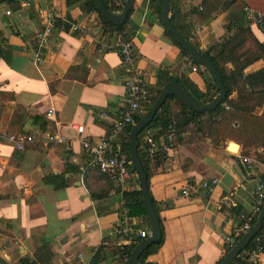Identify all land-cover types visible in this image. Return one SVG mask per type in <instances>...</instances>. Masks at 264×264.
<instances>
[{
    "label": "crops",
    "instance_id": "crops-1",
    "mask_svg": "<svg viewBox=\"0 0 264 264\" xmlns=\"http://www.w3.org/2000/svg\"><path fill=\"white\" fill-rule=\"evenodd\" d=\"M29 2L21 18L5 16L4 11L13 8L0 3L1 47L9 54L7 63L0 60V258L7 264H32L34 252L42 248L49 254L46 264H90L96 254L95 264H124L111 227L125 217L134 230L149 232L144 216L128 217L123 208L121 193L139 190L136 174L115 187L95 171L85 172L87 156L80 146L82 140L108 136L124 104L123 74L112 49L118 34L103 32L97 14L82 9L83 0ZM172 2L174 26L198 52L215 57L222 40H227L223 56L234 55L237 63L258 55L244 65L243 77L264 68L254 48L264 43V26L247 24L241 14L242 6L264 14V0ZM37 7L51 14L54 26L40 51V65L32 61ZM160 10V0H134L124 22L135 47L140 84L155 97L161 71L187 80L201 94H213L212 77L165 35ZM98 45H105L104 51H98ZM192 65L197 68L194 73ZM222 68L226 74L233 70L230 62ZM238 85L245 94L261 93L250 115L264 125V82L240 80ZM236 98L233 89L228 99ZM49 110L52 115L46 118ZM165 110L177 114L179 107L170 100ZM218 121L208 115L191 118L172 148L154 161L148 189L163 238L145 264H217L227 247L224 239L231 238L241 217L251 213L253 181L241 178L240 145L215 133L212 126ZM46 133L60 136L63 144L36 142L17 152L5 139L10 134ZM147 134L159 142L163 133L155 124ZM126 135V128L114 135L113 152L123 155ZM247 156L255 162V175L264 179V146L249 150ZM57 176L64 183L60 189L44 181ZM210 180L215 185L209 190L200 187ZM183 190L186 197L181 196ZM257 259L264 264V245Z\"/></svg>",
    "mask_w": 264,
    "mask_h": 264
},
{
    "label": "built area",
    "instance_id": "built-area-1",
    "mask_svg": "<svg viewBox=\"0 0 264 264\" xmlns=\"http://www.w3.org/2000/svg\"><path fill=\"white\" fill-rule=\"evenodd\" d=\"M115 5L120 8L124 0H112ZM30 7L29 0L15 1L13 10H5L4 15L10 16L14 14L15 17L21 18L24 10ZM120 11V10H119ZM118 11V12H119ZM117 13V12H115ZM35 17L37 18V28L32 38L34 47V57L32 59L35 65H40L41 58L40 51L45 48L49 42L52 34L53 20L49 12L37 7L34 10ZM241 14L247 24L255 25L258 28L264 26V14L251 9L248 6H242ZM115 36V35H114ZM105 45H98V51L102 52ZM112 49L116 51L119 58V68L123 74L122 87L125 92L124 104L117 109V119L111 126V132L108 136H104L97 141L82 140L80 143L81 149L86 153V167L94 169L98 173L106 176L111 184L115 187L124 186L129 178L130 172L127 167L129 162L126 158L112 151L111 143L112 138L118 132L134 124V118H141L145 112L148 103L150 102V94L140 84L138 73L135 68V47L133 40L128 36L118 34L114 37ZM197 68L190 66L191 72H196ZM223 109H227L223 106ZM52 115L51 110L46 112L44 116L49 118ZM176 121L172 120L171 124L163 132L161 140L156 142L153 138L147 137L142 148L143 158L148 163H154L155 160L160 158L167 152L175 143L176 138ZM78 134L82 132L81 127H72ZM6 141L11 144L13 149L20 152L24 149L25 144L39 143L42 146L62 145L63 139L56 134H37L35 136L24 134H10L5 137ZM225 150H227L225 146ZM236 154V153H235ZM238 164L242 168L241 178L244 180L251 179L253 181L252 194H251V213L243 215L241 226L235 233H245L251 228L253 216L257 215L263 202H264V179L255 175V162L248 156H237ZM215 185L214 180L209 182H202L200 187L209 190ZM188 194L185 190L181 191V196L186 197ZM110 233L115 237L117 248L120 250L123 246L130 245L136 239H144L147 236L145 230H134L127 218L122 217L116 225L111 227ZM254 239V238H253ZM252 239V240H253ZM227 246H232V239L230 237L224 239ZM263 252L259 239H254V243L250 251L246 254L247 264H259L258 256ZM122 260L126 262L127 258L122 255Z\"/></svg>",
    "mask_w": 264,
    "mask_h": 264
},
{
    "label": "trees",
    "instance_id": "trees-1",
    "mask_svg": "<svg viewBox=\"0 0 264 264\" xmlns=\"http://www.w3.org/2000/svg\"><path fill=\"white\" fill-rule=\"evenodd\" d=\"M0 3H5L6 5L10 6L12 9L13 8L12 4L15 3V0H0ZM102 4L110 12L115 13V12H118L120 10V6L115 5L112 0H102ZM81 7L86 12L87 11H93L97 14L100 26L102 27V30H104L103 32L107 31L108 33H117V34H121L123 36H128V31H125L124 24L121 26H113L112 24L108 23L97 11H95V9L93 7L92 0H83ZM174 11H175L174 4H173L172 0H170V5H169V9H168V13L170 14V16L168 19H169L170 23L172 24V26L175 28V30L181 36H183L186 40H188V38L186 36L182 35L174 26L173 18H172ZM160 24L164 29L165 35L168 38H170V40L174 43V45L180 50L181 54L184 57H186L187 59H189L187 57L186 53L181 49V47L178 46L174 42L172 37L168 34V32L166 31V29H165V27L161 21H160ZM222 41H223V43L220 44V50L218 51V53L215 57H210L206 53H200L199 52L203 57H205L206 59H208L211 62L214 69L216 70V72L221 77V80H222V83H223V86L225 89V98L221 102V104L218 105L216 107V109L211 111V112L195 113V112H192L191 110H189L186 106H184L176 98H174L172 96H168V97H166L163 105L159 108V110L153 116L151 122L136 137L137 155H138L142 170H143V172L145 174V178H146V191H147L148 197L150 199L154 213L156 215L158 225H159V230H160L159 240L157 242H155L154 244L149 245L142 252V254L138 257L137 262L139 264H145L144 261H145L146 257L156 253V251L159 249V247L162 243V238H163L162 237V225L160 222V218L158 216V208L156 207L154 201L152 200L150 193H149V189H148V180H149L150 175L152 174L153 163H148L147 161H145L143 158V153H142V148L144 146L145 139L147 137H151L147 134V130L149 128H151L155 124H157L161 128V133H163L167 129V127L171 124V121L175 120L176 121L175 128H176V135H177L178 133H180L183 130L184 126L189 123L191 118H197L199 116L208 115V116H212V117H219V121L217 122L218 124H214L212 126L215 129L214 130L215 133L217 135H219L220 137H230L231 140L235 141L238 145H240V148H241L240 155L247 156V152L249 150H252L253 148L258 147V146H264V125L261 122L262 120L260 118H256V117H253L250 115L253 106L260 104V101H261L260 98L262 95H261V93H247V94H245V93H243V90L241 88H239V85H238L240 80L243 81L244 83L264 82V68L261 69L260 71L256 72V73H254V74L243 77L242 76V69H243L244 65H246L247 63L256 59L258 57V55H252L249 58H247L246 60H244L242 63H237L234 55L223 56V50H224L225 46L227 45V40H222ZM254 48H255V51L257 53H260L262 55L263 60H264V43H262V44L255 43ZM0 60L4 61L6 63L9 61V54L4 48L1 47V40H0ZM226 62H230L233 66V70L229 74H226L222 68V65ZM156 78H157V85L159 88L155 92V97L160 92L161 87L164 84H166L167 82L178 83L183 88V90L194 101H196L199 104L208 103L211 100V98H213V96L217 93V88H216V85H215L213 80H212V82H213V85L215 87V92L211 95H205V94H201L196 89V87L193 86L187 80H177L176 78L168 76L164 72H161V71L157 72ZM233 89H236V93H237V98L235 101H231L228 99V97H229V95ZM155 97L150 98V102L148 103V105L146 107V111L151 106ZM170 100L176 101V103L179 107V112L177 114H171L165 110V107L167 106V103ZM223 106H226L227 109H223ZM133 120H134V123H136L139 120V118H134ZM130 128H131V126L126 128L127 135H128ZM127 135H126V142L122 147L123 148L122 151H123V156L128 161V136ZM237 149H238V147H237ZM256 158L258 160L260 159L259 156H257V155H256ZM127 169L130 173H134V171L130 165L127 167ZM88 170L95 171L97 174L104 177L106 182H108V183L110 182V180L106 176L98 173L96 170L87 168L85 170V172ZM85 172L83 173L82 177L84 176ZM60 177L61 176L51 177L50 179H46L44 181L51 182L55 189H60L64 186V183L61 180H59ZM121 197H122V201H123V208L126 210V215L128 217L142 215L146 218L145 211H144V208H143L142 203H141L139 190L134 191V192H122ZM256 216L257 215L253 216L251 225H253V223L255 222ZM147 227H148V221H147ZM241 235H242V233H235L234 232V234L231 237L232 242H233L232 246L241 237ZM254 239H259L261 246L263 248V245H264V220H263L260 231L254 237ZM254 239L251 240L247 244V246L233 259L231 264H247L246 254L248 251H250V249L254 243ZM141 240H143V239H136L130 245L123 246L120 249V255H123L124 257L127 258L131 249L137 243H139ZM232 246H227L225 248L223 256L229 251V249ZM221 258L218 260L217 264H219ZM34 260L35 261L32 262V264H36V263L46 264L49 261V254L46 253L42 248H38L34 252ZM98 261H99V259H98L97 254H96L93 256L92 260L90 261V264H95ZM0 264H7V263L0 258ZM124 264H128L127 260H126V262H124Z\"/></svg>",
    "mask_w": 264,
    "mask_h": 264
},
{
    "label": "water",
    "instance_id": "water-1",
    "mask_svg": "<svg viewBox=\"0 0 264 264\" xmlns=\"http://www.w3.org/2000/svg\"><path fill=\"white\" fill-rule=\"evenodd\" d=\"M134 0H124L120 11L117 13L108 11L102 4V0H92L93 7L108 23L113 26H121L124 24L128 13L130 12ZM170 0H160V20L164 25L168 34L172 37L174 42L181 47L186 53L187 57L197 66L203 68L213 79L217 93L206 104H199L194 101L183 88L175 82H167L164 84L158 95L154 98L151 106L147 109L145 114L134 123L128 132V162L136 174L139 183V193L141 203L145 211V216L148 221V235L146 238L137 243L130 251L127 257L128 264H139L138 257L151 244L157 242L160 238V230L156 215L152 208L150 199L146 191V178L142 170L141 163L137 155L136 137L137 135L151 122L153 116L165 102L166 97L172 96L186 106L189 110L195 113L211 112L216 109L218 105L225 98V89L221 77L214 69L211 62L203 57L183 36H181L172 26L168 19V9ZM264 220V202L257 213L255 222L251 228L241 235V237L233 244L229 251L221 258L219 264H231L233 259L247 246V244L260 231Z\"/></svg>",
    "mask_w": 264,
    "mask_h": 264
},
{
    "label": "bare ground",
    "instance_id": "bare-ground-1",
    "mask_svg": "<svg viewBox=\"0 0 264 264\" xmlns=\"http://www.w3.org/2000/svg\"><path fill=\"white\" fill-rule=\"evenodd\" d=\"M227 148H228V150H229V146H228V145H227ZM231 151L234 152V149L231 148ZM231 151L229 150V152H231Z\"/></svg>",
    "mask_w": 264,
    "mask_h": 264
}]
</instances>
